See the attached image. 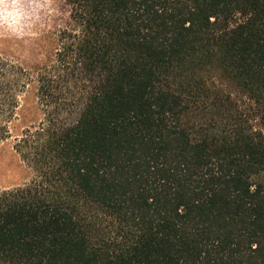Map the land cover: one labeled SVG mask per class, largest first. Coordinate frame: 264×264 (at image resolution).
<instances>
[{"label":"trees","instance_id":"obj_1","mask_svg":"<svg viewBox=\"0 0 264 264\" xmlns=\"http://www.w3.org/2000/svg\"><path fill=\"white\" fill-rule=\"evenodd\" d=\"M61 1L49 60L0 55V142L40 116L0 264H264V0Z\"/></svg>","mask_w":264,"mask_h":264},{"label":"rangeland","instance_id":"obj_2","mask_svg":"<svg viewBox=\"0 0 264 264\" xmlns=\"http://www.w3.org/2000/svg\"><path fill=\"white\" fill-rule=\"evenodd\" d=\"M4 3L15 5L14 16L7 15ZM67 19L68 8L61 0H0V55L25 68L44 63L53 53V34ZM35 101L31 86L20 95L18 115L8 123L9 136L0 142V191L22 185L30 178L13 144L24 125L39 121Z\"/></svg>","mask_w":264,"mask_h":264},{"label":"clouds","instance_id":"obj_3","mask_svg":"<svg viewBox=\"0 0 264 264\" xmlns=\"http://www.w3.org/2000/svg\"><path fill=\"white\" fill-rule=\"evenodd\" d=\"M3 7H4V10L8 16H14V14H15V5L14 4L4 3ZM10 8L12 9V11H8V9H10Z\"/></svg>","mask_w":264,"mask_h":264}]
</instances>
